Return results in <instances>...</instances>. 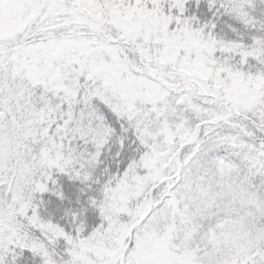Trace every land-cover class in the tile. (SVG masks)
<instances>
[{
    "label": "snow or ice",
    "instance_id": "1",
    "mask_svg": "<svg viewBox=\"0 0 264 264\" xmlns=\"http://www.w3.org/2000/svg\"><path fill=\"white\" fill-rule=\"evenodd\" d=\"M234 74L264 79V0H0V264H156L142 230L184 169L142 216L110 208L153 154L234 169L259 197L264 88L233 99ZM59 175L95 194L54 221ZM232 261L264 264V236Z\"/></svg>",
    "mask_w": 264,
    "mask_h": 264
},
{
    "label": "trees",
    "instance_id": "2",
    "mask_svg": "<svg viewBox=\"0 0 264 264\" xmlns=\"http://www.w3.org/2000/svg\"><path fill=\"white\" fill-rule=\"evenodd\" d=\"M246 2L253 4L258 0ZM234 4L236 13L243 14L244 0H234ZM261 88H264V79L244 80L234 74L228 92L235 99L243 90L255 92ZM144 164L150 168L148 175L134 185L123 182L118 185L119 192L114 193V202L110 204L114 211L128 210L134 216H142L150 206L155 209L169 192L171 184L158 188L155 195L150 196L152 188L162 179L165 166L168 165V174H171L173 169L178 172L177 164H169V157L164 153L146 156ZM182 168L183 183L145 225L141 244L151 246L156 264H233L234 254L255 236H264V192L258 197L250 188V181L241 179L234 169L221 175L216 164L201 161L190 165L185 162ZM57 179L66 200L57 201L50 195L44 197L46 210H50V205L58 209L52 212L54 221L61 220L64 209L79 207L77 199L83 204L88 196L95 194L88 191L87 185L69 181L66 176L59 175ZM213 205L222 214L214 223L207 224ZM224 221L233 223V238L217 237V229ZM202 224H207V231L201 228Z\"/></svg>",
    "mask_w": 264,
    "mask_h": 264
},
{
    "label": "rangeland",
    "instance_id": "3",
    "mask_svg": "<svg viewBox=\"0 0 264 264\" xmlns=\"http://www.w3.org/2000/svg\"><path fill=\"white\" fill-rule=\"evenodd\" d=\"M217 169L219 171V173L223 174L229 171V169L225 166V167H220L219 165H217ZM217 237L218 238H223V239H228V237H234V231H235V227L233 225V223L231 221H226V222H222L220 223L218 229H217Z\"/></svg>",
    "mask_w": 264,
    "mask_h": 264
}]
</instances>
